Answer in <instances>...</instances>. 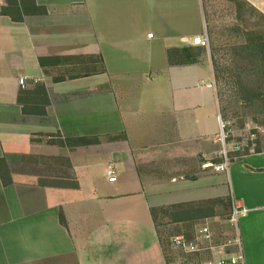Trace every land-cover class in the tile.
Segmentation results:
<instances>
[{
  "label": "crops",
  "instance_id": "obj_1",
  "mask_svg": "<svg viewBox=\"0 0 264 264\" xmlns=\"http://www.w3.org/2000/svg\"><path fill=\"white\" fill-rule=\"evenodd\" d=\"M215 2L207 0L210 19ZM17 4L20 21L1 14L8 2L0 0V159L11 179L7 186L0 180V264H167L151 211L226 198L217 193L222 182L212 180L224 171L211 167L222 163L210 52L205 58L191 44L200 37L209 48L212 32L203 36L199 13L190 22L186 12L177 35L149 38L150 8L141 0ZM237 4L264 17V0ZM165 5L171 9L173 0ZM184 49L200 57L190 64ZM37 85L48 95L46 115H25L18 96ZM77 138L95 142L70 149L48 143ZM231 160L230 206L248 213L238 222L240 249L230 253L241 254L235 264H264V152ZM111 166L114 182L106 175ZM42 180L76 181L78 188ZM203 180L196 190L211 195L171 198ZM146 189L167 201L148 204ZM135 201L144 209L113 208Z\"/></svg>",
  "mask_w": 264,
  "mask_h": 264
},
{
  "label": "rangeland",
  "instance_id": "obj_2",
  "mask_svg": "<svg viewBox=\"0 0 264 264\" xmlns=\"http://www.w3.org/2000/svg\"><path fill=\"white\" fill-rule=\"evenodd\" d=\"M141 2L143 4L146 2L150 8V12L146 13L145 17L147 18V24L150 23L149 20L151 21V24L148 25V28L151 29L149 32L152 35L155 34L156 37H165L171 34L173 36L177 35L176 25L180 20L181 14L183 13L185 16L186 12L190 22H194L195 13L197 15L199 13L200 24L204 32L203 36L209 31L213 34L209 48L201 47L200 52H203V57L205 58L210 52L208 60L212 63L213 83L221 122L224 126V146L219 141L218 136L220 163L225 162L224 150L228 159V167L231 168V159H233L235 154L253 153L258 144L264 147V63L261 64V60L264 59V49L255 51V53L259 52L258 56L253 53H247L244 49L247 38H264V17L258 12L238 4L234 7V0H222L221 2L218 0V2H215L212 6L213 15L211 19L207 10V0H195V2L194 0H173L171 9L167 10L165 9V0H141ZM149 8L147 7V11H149ZM143 9H145V6ZM165 16L166 19H164ZM211 22H213L212 25ZM252 34L253 36H251ZM200 52L196 51L194 54ZM257 94H263L260 103L254 101V95ZM235 148H238V151L235 152ZM228 175L229 170L227 168L224 172L215 174L212 178L215 182H222L217 188V193L226 197L225 199H220L213 203L212 201L204 200L173 206L175 207L174 210L211 208L213 209V216L194 222H187L181 226V224L166 225L165 214H162V212L158 213L157 220L161 224L159 230L162 232L163 240L162 249L168 264H189L196 262L198 259H208L207 256L196 258L198 256L170 250L168 242L173 235L182 232L189 234L195 227L204 223L210 224L213 232L217 235L223 230L229 231V229L233 233L226 223L231 212V206L226 205V200L231 202L233 199ZM205 182L207 180L189 183L186 195L175 192L171 195V198H194L198 195V191L201 195H211L212 192L207 188L196 190L197 186ZM146 195L148 198L147 203L152 205L165 203L168 197L166 196L167 194L161 195L157 198H162L164 201H156L154 197L149 196L147 189ZM131 204L125 205L124 202H119L113 208L119 210L132 209L133 207L137 210L144 209L143 206L137 208V201ZM0 208L1 211H4V201H0ZM162 208L156 210L164 211L166 207ZM141 231H137V234L140 236V240H144V233Z\"/></svg>",
  "mask_w": 264,
  "mask_h": 264
},
{
  "label": "trees",
  "instance_id": "obj_3",
  "mask_svg": "<svg viewBox=\"0 0 264 264\" xmlns=\"http://www.w3.org/2000/svg\"><path fill=\"white\" fill-rule=\"evenodd\" d=\"M18 0H7L8 5L7 7H4L1 9V14L10 16L14 21H20V17H16V15L13 14V12L16 11L18 8L17 4ZM256 35V34H254ZM253 36V34L251 35ZM245 52L247 53H253L256 56L259 55V52L255 53V51L263 50L264 49V38L260 37H250L247 38V42L244 44ZM176 51L173 50L169 53H175ZM183 56L187 59L188 63H195L197 61V58L200 57V53L194 54L192 51L188 50H182ZM168 55V56H169ZM171 57V56H170ZM44 59L39 60L40 66H44ZM264 63V59L261 60V64ZM261 97H263V94H257L254 95V101L261 102ZM18 103L22 105V112L25 115H37V116H45L46 115V108L49 105V99L46 92V89L42 85H37L34 87L32 91H22L18 96ZM94 140H90L87 138H77V139H64V140H49V144H56L59 147H66V148H74L77 146H84L94 143ZM264 152V147H261L259 144L257 145L256 149L253 150V153H261ZM249 154V153H245ZM232 161V160H231ZM219 162V160H217ZM0 180L3 186H7L10 184V173L8 170V167L6 165V162L4 159H0ZM45 182V183H44ZM40 186H50V187H57V188H68V189H77L78 184L76 181H68V180H47V181H40ZM226 205H231L230 200H226ZM175 207L168 206L165 208V210H156L153 209L151 211L152 218L154 220V224L158 228V234H159V241L160 245H163L162 240V232L159 230L160 225L157 220V215L159 212H162V214H165V218L167 219L166 225H176V224H184L187 222H194L199 219L207 218L213 216V209L211 208H197L193 210H174ZM164 209V208H162ZM60 223L63 225L64 218L62 213H59ZM172 237V236H171ZM169 243V242H168ZM165 255V254H164ZM166 259V256H165ZM166 262L168 264V261L166 259Z\"/></svg>",
  "mask_w": 264,
  "mask_h": 264
},
{
  "label": "built area",
  "instance_id": "obj_4",
  "mask_svg": "<svg viewBox=\"0 0 264 264\" xmlns=\"http://www.w3.org/2000/svg\"><path fill=\"white\" fill-rule=\"evenodd\" d=\"M149 38L152 34L148 35ZM192 45L207 47L208 42L204 38H194ZM25 78L19 79V86L25 88ZM224 126L219 118V141L224 146L225 136L223 132ZM238 149V148H237ZM236 149V150H237ZM225 162L222 164H211V167L217 171H225L228 167V159L224 150ZM106 175L110 182L115 181V169L111 166L106 170ZM248 210L242 206L232 205L230 216L227 220V225L232 230L229 234L228 230H223L219 235L215 234L210 227V224L204 223L194 228L191 233H180L170 238L168 248L170 250L179 251L182 254H189L192 256H207L208 264H235L237 261L241 262L242 257L239 252L237 257L231 255V251L235 248L240 249V240L237 233L238 222L242 217H245ZM230 230V229H229ZM187 234V235H186Z\"/></svg>",
  "mask_w": 264,
  "mask_h": 264
}]
</instances>
